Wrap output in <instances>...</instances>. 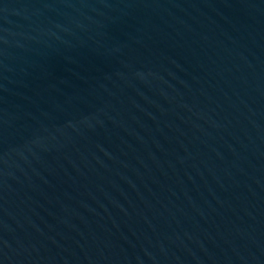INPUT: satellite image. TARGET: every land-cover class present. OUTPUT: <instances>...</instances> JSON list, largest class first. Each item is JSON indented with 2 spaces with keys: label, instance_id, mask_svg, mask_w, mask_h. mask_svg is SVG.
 Here are the masks:
<instances>
[{
  "label": "water",
  "instance_id": "95a60500",
  "mask_svg": "<svg viewBox=\"0 0 264 264\" xmlns=\"http://www.w3.org/2000/svg\"><path fill=\"white\" fill-rule=\"evenodd\" d=\"M0 264H264V0H0Z\"/></svg>",
  "mask_w": 264,
  "mask_h": 264
}]
</instances>
